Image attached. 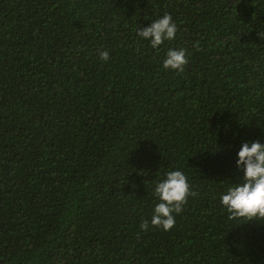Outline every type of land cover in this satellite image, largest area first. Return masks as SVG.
<instances>
[{
	"label": "trees",
	"instance_id": "1",
	"mask_svg": "<svg viewBox=\"0 0 264 264\" xmlns=\"http://www.w3.org/2000/svg\"><path fill=\"white\" fill-rule=\"evenodd\" d=\"M165 12L176 38L153 49L136 29ZM252 140L264 0H0V264H264V220L219 202ZM176 168L174 227L142 230Z\"/></svg>",
	"mask_w": 264,
	"mask_h": 264
},
{
	"label": "clouds",
	"instance_id": "2",
	"mask_svg": "<svg viewBox=\"0 0 264 264\" xmlns=\"http://www.w3.org/2000/svg\"><path fill=\"white\" fill-rule=\"evenodd\" d=\"M176 33L177 24L168 12L136 29L137 38L148 41L157 50L165 41L174 40ZM99 58L107 61L109 52L100 51ZM187 62L184 48L170 47L165 52L162 67L182 72ZM234 163L241 176L219 194L221 206L232 218L264 220V142L241 141ZM153 191L158 202L153 206L150 220L142 221L140 228L146 231L151 225L168 231L174 227L176 215L182 212L187 197L192 194L188 178L179 168L167 170L155 182Z\"/></svg>",
	"mask_w": 264,
	"mask_h": 264
}]
</instances>
